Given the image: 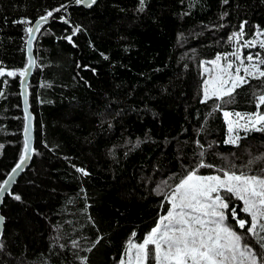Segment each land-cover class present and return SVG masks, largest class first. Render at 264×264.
I'll list each match as a JSON object with an SVG mask.
<instances>
[{
    "label": "trees",
    "instance_id": "trees-1",
    "mask_svg": "<svg viewBox=\"0 0 264 264\" xmlns=\"http://www.w3.org/2000/svg\"><path fill=\"white\" fill-rule=\"evenodd\" d=\"M73 2L0 0V68L24 69L27 28ZM51 18L32 43L33 153L2 197L0 264H117L129 239L143 241L166 213L160 193L197 167L201 150L214 166L198 170L205 176L248 172V161L264 155V131L241 129L238 145L225 144L222 111L213 112L222 102L201 103L205 67L243 45L229 37L243 25L246 41L264 40V0H96ZM240 51L264 58L258 43ZM19 82L0 77V183L22 155ZM261 93L264 80L249 79L222 108L254 113ZM261 168L264 160L251 165L253 174ZM231 207L249 220L241 201ZM229 213L228 223L244 231Z\"/></svg>",
    "mask_w": 264,
    "mask_h": 264
},
{
    "label": "snow or ice",
    "instance_id": "snow-or-ice-1",
    "mask_svg": "<svg viewBox=\"0 0 264 264\" xmlns=\"http://www.w3.org/2000/svg\"><path fill=\"white\" fill-rule=\"evenodd\" d=\"M75 2L80 4L82 0ZM92 2L94 3L95 0ZM140 3L143 5L144 0H140ZM67 7L61 5L48 11L36 21L35 28H27L28 43L30 44L34 39L32 34L34 30H40L42 22L53 17L54 12ZM243 27L241 25V31L233 33L229 40L238 42L243 37ZM76 31L79 29H74L73 35ZM66 39L71 43V36ZM256 43L264 49V40ZM256 43L246 41L243 45H238L236 51L223 57L217 55L216 59L210 62L213 67L208 78L203 81L201 103H207L213 98L223 104L230 103L236 89L247 84L249 79L264 80V67H261L264 65V58L261 53L257 52L255 57L248 54L242 58L239 51L240 47H254ZM228 55L234 56L235 61L239 63L229 61ZM222 59L227 61L226 64L220 63ZM34 63L35 61L30 59L28 67L18 73L16 71L5 73V70L0 68V77L19 75L23 79L27 75L28 68ZM255 100L257 111L247 114L223 110L222 103L215 104L213 112L222 111L227 125L228 136L224 141L225 144H239L241 137L238 130L264 131V112L261 111V106H264V93L255 96ZM27 131L26 124L25 132ZM196 143L199 145V141ZM30 151L26 138L23 154L12 168V173L22 168ZM199 156L201 160L196 168L189 170L187 175L167 192L160 193L169 205L166 213L159 216L155 226L145 235L143 241L135 242L129 239L120 264H264V168H261L257 174H253L251 169V165L264 160V155L248 161V172L218 169V172L222 171V175L206 176L199 175L198 170L214 166L203 161V150L200 151ZM232 168L234 169L235 166L233 165ZM77 170L88 175L83 169ZM12 179L14 177L10 174L8 180L0 183V193L8 191L7 185ZM163 183L167 187V181ZM11 195L15 200H21L20 195ZM233 199L242 202L243 207L239 211L250 217V220L238 218L237 209L230 208V201ZM226 212L231 213V219L235 220L236 226L244 231L238 232L228 223ZM3 219L0 216V223ZM135 235L132 234L133 237ZM250 240L255 242V246L249 242ZM72 245L74 248L79 247L75 240L72 241ZM87 250L91 251V249ZM82 260H86V257Z\"/></svg>",
    "mask_w": 264,
    "mask_h": 264
},
{
    "label": "water",
    "instance_id": "water-1",
    "mask_svg": "<svg viewBox=\"0 0 264 264\" xmlns=\"http://www.w3.org/2000/svg\"><path fill=\"white\" fill-rule=\"evenodd\" d=\"M96 2V0H95ZM94 3L92 2V0H82V3L80 4H77L76 2H73L71 3L69 6H82L84 8H89L93 5ZM68 6V7H69ZM67 7V8H68ZM67 8L65 9V13L67 14ZM63 19H61L63 22L65 23H69L68 22V17H62ZM39 18L35 19L31 26L30 27H33L35 28V25H36V21L38 20ZM53 18H49L47 21H44L42 23H47L49 22L50 20H52ZM41 23V24H42ZM40 24V25H41ZM36 32L34 30L33 32V36L35 37L36 35ZM33 40L31 41V43L29 44L28 41H29V35H27V39H26V43H25V48H26V57H27V62H26V66L24 67L27 68L28 67V61L31 59V60H34L35 61V57H34V53H33ZM33 68H35V63L30 67L28 68V71H27V75L21 79L20 78V91H19V95L21 97V104H22V110H23V115H24V128H23V131H22V135H23V139L25 140L27 138L28 142H29V145H30V148H31V151L28 153V159H26L25 163L23 164L22 168L17 170V172L15 173H12L11 170L8 172V175L4 178V180L2 181V183L5 181V180H8L9 179V175L11 174L12 177H14V179H12L9 184L7 185V188H8V191L7 192H4V193H0V205L2 203V197H4L10 190L11 188L13 187V184H15L16 180L18 179V177L21 175V172L24 171L30 164V158L32 157V153H33V145H34V128H33V125H34V117H33V114H32V111H30V108H29V103H28V95H27V84L29 82V79H30V76L33 72ZM22 69V70H24ZM28 125V131L27 133L25 132V125ZM23 146V145H22ZM23 150V148H22ZM23 154V152H22ZM19 162V160H18ZM17 162V163H18ZM15 166V165H14ZM0 216H2L0 214ZM3 222H4V219H3ZM3 222L0 223V235L3 231Z\"/></svg>",
    "mask_w": 264,
    "mask_h": 264
},
{
    "label": "rangeland",
    "instance_id": "rangeland-1",
    "mask_svg": "<svg viewBox=\"0 0 264 264\" xmlns=\"http://www.w3.org/2000/svg\"><path fill=\"white\" fill-rule=\"evenodd\" d=\"M240 40H242V42H241V44H244L245 42H246V39H244V38H241ZM239 40V41H240ZM244 40V41H243ZM237 42V41H235L236 42V44H240V42ZM244 42V43H243ZM253 42H255V40L253 41ZM239 51H240V48H239ZM240 53H241V51H240ZM223 57V56H222ZM226 62L227 61H225V60H221L220 61V63L223 65V64H226ZM239 63V61L238 62H236L235 64H238ZM248 62L246 61V64H247ZM212 64L210 63L208 66H206L205 68H207V72H205L206 74H207V78H208V76H209V72L211 71V69H212ZM0 152H1V150H0ZM241 204H242V202H241ZM242 207H243V205H242ZM226 214H227V212H226ZM229 214H231V213H229ZM249 220H250V217H249ZM117 264H120V261L117 263Z\"/></svg>",
    "mask_w": 264,
    "mask_h": 264
}]
</instances>
